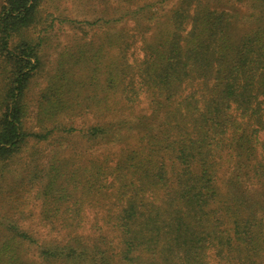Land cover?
<instances>
[{
	"label": "trees",
	"instance_id": "trees-1",
	"mask_svg": "<svg viewBox=\"0 0 264 264\" xmlns=\"http://www.w3.org/2000/svg\"><path fill=\"white\" fill-rule=\"evenodd\" d=\"M41 1L0 0V174L55 131L67 154L19 176L47 232L0 216V264H264V0H119L83 22L99 43L74 36L33 131Z\"/></svg>",
	"mask_w": 264,
	"mask_h": 264
},
{
	"label": "rangeland",
	"instance_id": "rangeland-1",
	"mask_svg": "<svg viewBox=\"0 0 264 264\" xmlns=\"http://www.w3.org/2000/svg\"><path fill=\"white\" fill-rule=\"evenodd\" d=\"M119 0H42L40 3V13L42 14V23H37V29L32 32L35 38L39 35L43 37L42 51H41V66L34 77L31 79L28 93L27 103L30 107L29 115L27 118V127L33 131H40L42 125H49L50 120H45L47 117L39 116L38 110L42 100V95L47 92L51 83L59 85L66 79V56L74 54L76 37L79 35L89 34V40L95 43H99L100 35L99 31L96 32L102 25L99 23L93 28L86 26L83 23L85 20L94 21L102 18L103 12L108 11L112 13L115 5ZM67 19V20H66ZM69 19H73L71 22ZM82 21V22H81ZM45 26V27H44ZM45 28V29H42ZM118 28H111V33L115 32ZM24 34V32H23ZM22 33L15 38L18 42ZM83 40H79L82 42ZM75 49H74V48ZM84 65H77L73 67V75L76 76L77 82L82 81ZM86 84L77 86L81 90V94L85 95L89 92L88 82L85 79ZM4 81L0 77V88L3 86ZM66 91V85H65ZM83 95V96H84ZM47 101L43 100V103ZM59 105H66V92L63 100L56 101ZM82 101L79 104H86ZM66 114L58 117L54 121V124L60 122L66 123ZM79 121V124L84 120H92V117L88 114L84 116H78L75 118ZM50 125L49 127H51ZM51 139L52 141H40L36 142L30 140L25 146V150L20 153L13 161L9 162V167L0 174V216L1 220L6 217L19 218L23 224L31 225L34 229H38L42 232H47L42 224H40V207L42 203V197L36 196V189L39 186H35L34 189H22L17 187V181L19 176L27 173L26 169L33 160H37L40 163V167L47 171L51 166L52 156L55 151H60L58 158H66V135L61 131H55ZM61 140L60 142H54ZM33 158V159H32ZM66 175H62L61 179ZM18 200V201H17ZM15 201L18 202L19 208L16 210L11 207L14 206ZM14 214V215H13ZM4 215V216H3ZM100 214L93 209L88 210L85 213L86 221L95 220ZM3 228L0 227V235Z\"/></svg>",
	"mask_w": 264,
	"mask_h": 264
}]
</instances>
